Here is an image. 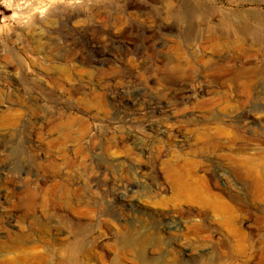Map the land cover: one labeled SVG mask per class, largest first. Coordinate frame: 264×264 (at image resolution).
Segmentation results:
<instances>
[{"label":"rangeland","instance_id":"rangeland-1","mask_svg":"<svg viewBox=\"0 0 264 264\" xmlns=\"http://www.w3.org/2000/svg\"><path fill=\"white\" fill-rule=\"evenodd\" d=\"M72 1L0 0V264H264V0Z\"/></svg>","mask_w":264,"mask_h":264},{"label":"bare ground","instance_id":"bare-ground-1","mask_svg":"<svg viewBox=\"0 0 264 264\" xmlns=\"http://www.w3.org/2000/svg\"><path fill=\"white\" fill-rule=\"evenodd\" d=\"M72 2H76V0H73ZM166 6L167 7H170L171 6V3L169 2V0H166ZM223 30L226 31V32H228V33L237 34V33H242L244 29L241 30V29H238V28H228L227 27V28H223V29H220V28L219 29H209V30H206L207 31L206 33L210 34L211 37L216 36V35L219 36V37H216L214 39V40H216V43L215 44L217 46H219L217 44V42H221L222 41L221 42L222 44L223 43L226 44V42H227V40L224 39L225 36L223 37V34L221 33V32H223ZM209 31H211V32L214 31V32H212V34H211V32H209ZM244 31L246 32V30H244ZM207 64H209V63H207ZM150 107L152 109H155L156 106H150ZM4 121L5 120H3V122ZM222 142L220 141L219 137H208V136L205 137L204 136V138L202 140V147L203 148H206V149L207 148L208 149H212L214 151H220L221 149L224 148L223 147L224 144ZM238 152L239 151L233 152V153H230V154L223 155V158H226L227 159L228 164L230 165V168L231 169H233L234 171H237L239 173V176H240L239 179L243 182L242 183L243 185H247L248 187L254 188V189L263 188L264 187V176L258 174L257 171L253 168V165L251 163V159L247 158L244 161H240L239 158L236 156V155H238ZM163 167L164 168L162 170L165 173V180L168 181V183L170 184V186L174 190H176L178 192L186 193L191 198H193L196 202H198L201 206H203L204 209H206L204 206H207L210 202L207 199V196L205 194H203V192L200 190V188L191 179H189V178H182L181 175H180L181 173H179V171L176 168L172 167L171 165H165V166L163 165ZM214 178H215V175H213V174H208V176H207V179H208L209 182H212L214 180ZM232 199L235 200L233 197H232ZM213 202L215 204H217L218 207L222 211H226L228 209V205L224 201H222L219 197H214ZM236 202H238V199L236 200ZM225 213H227V212H225ZM198 216H200V217L204 216L203 218H205L207 215L203 213V214H198ZM69 226L72 227L74 230H76V227L74 225L70 224ZM169 232H171V231H169ZM126 248H127V251L135 250L137 248L140 249L141 248V241H139L138 243H135L133 245H127ZM4 255L5 254H3V255L0 254V257H4ZM57 264H77V263L75 261L58 260V263Z\"/></svg>","mask_w":264,"mask_h":264}]
</instances>
